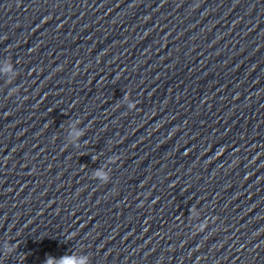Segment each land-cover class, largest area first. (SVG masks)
I'll use <instances>...</instances> for the list:
<instances>
[{"label":"water","instance_id":"obj_1","mask_svg":"<svg viewBox=\"0 0 264 264\" xmlns=\"http://www.w3.org/2000/svg\"><path fill=\"white\" fill-rule=\"evenodd\" d=\"M246 1L0 0V220L132 121Z\"/></svg>","mask_w":264,"mask_h":264},{"label":"clouds","instance_id":"obj_2","mask_svg":"<svg viewBox=\"0 0 264 264\" xmlns=\"http://www.w3.org/2000/svg\"><path fill=\"white\" fill-rule=\"evenodd\" d=\"M136 108V104L135 103H131L128 105V109L129 110H132V109H135ZM83 135L82 132H77L76 133V136L79 137ZM97 177H100L102 179H104L105 181H107L108 177L105 173H102V172H97L96 173ZM45 264H85V262L83 260H76L75 257H68V256H64V257H61L59 259V261H56L54 260L53 258L49 257Z\"/></svg>","mask_w":264,"mask_h":264}]
</instances>
